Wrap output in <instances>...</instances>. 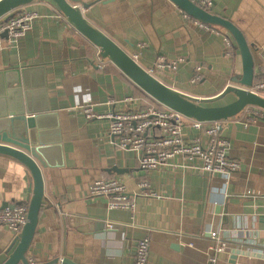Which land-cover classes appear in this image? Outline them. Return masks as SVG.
<instances>
[{"label":"crops","instance_id":"crops-1","mask_svg":"<svg viewBox=\"0 0 264 264\" xmlns=\"http://www.w3.org/2000/svg\"><path fill=\"white\" fill-rule=\"evenodd\" d=\"M78 1L89 3L84 14L90 23L175 89L208 97L241 73L231 37L195 21L170 0ZM208 7L239 25L253 43L255 64L264 74V0H215ZM22 8L38 16L25 35L0 36L5 69L51 58L66 47L77 49L72 51L75 55L82 48L91 57L94 46L52 1L35 0ZM159 57L167 63L183 61L161 69L153 65ZM101 64L104 78L98 84L104 83L103 92L109 97L93 104L95 111L140 107L133 96L136 86L112 63ZM60 103L53 104L57 114L50 110L52 114L39 119L43 139L55 145L49 154L45 151L44 197L27 252L36 264L57 260L59 264L64 258L78 264H134L135 247L144 236L150 237L147 264H210L213 254L214 264H264V125L244 128L239 122L242 114L230 118L225 131L231 143L229 155L240 162L232 175L174 168L145 173L134 150L111 143L108 119L87 120L76 107L62 108ZM113 166L120 173L111 171ZM99 178H127L133 185L146 178L160 195H137L133 209H108L104 197L88 194L90 184ZM29 182L23 164L0 155V209L27 203ZM212 231L237 247L214 252ZM14 238L0 224V263Z\"/></svg>","mask_w":264,"mask_h":264},{"label":"water","instance_id":"water-1","mask_svg":"<svg viewBox=\"0 0 264 264\" xmlns=\"http://www.w3.org/2000/svg\"><path fill=\"white\" fill-rule=\"evenodd\" d=\"M33 1L35 0H0V19L5 18L7 21L15 9ZM49 1L56 5L66 21L94 49L90 57L82 48H78L76 55L72 53L77 50L75 48L66 47L64 51H59V48L51 58L41 57L37 63L0 70V155H7L23 164L30 177L25 224L8 248L7 257L0 264H29L27 252L36 231L44 197L41 167L47 165L45 151L49 154L55 145L53 141L43 139L46 136L39 129V119L52 114L50 110H56L53 104L59 100L61 103L57 106L62 108L106 102L109 96L103 92L104 83L98 84L99 78H104L99 73L101 63H112L161 106L200 122L234 118L247 106L264 109V96L249 89L257 72H260L253 56V43L247 41L239 25L212 13L211 7L206 8L200 0L170 1L195 21L224 30L231 37L241 59V73L236 74L231 83L219 93L208 97H195L166 85L141 66L106 33L89 22L84 14V10L90 7L89 3L78 0ZM214 3L215 0H212V4ZM0 36L6 39L10 37L7 30ZM230 93L234 95L232 101L221 105L213 104ZM110 170L117 173L121 171L116 166ZM15 205L18 204L15 202L10 206ZM57 263L58 260L46 264ZM59 264L78 263L64 258Z\"/></svg>","mask_w":264,"mask_h":264},{"label":"built area","instance_id":"built-area-1","mask_svg":"<svg viewBox=\"0 0 264 264\" xmlns=\"http://www.w3.org/2000/svg\"><path fill=\"white\" fill-rule=\"evenodd\" d=\"M200 3L208 8L212 5V0H200ZM12 13L7 21L5 18L0 19V34L7 30L11 38L25 35L38 16L36 11L22 7ZM226 38L227 45L231 46V41L227 36ZM181 61L183 59L180 58L167 63L159 57L153 65L163 69L173 67L176 62ZM26 63L21 62L20 65ZM4 68L5 61L0 51V70ZM249 89L264 96V80L254 82ZM76 109L87 120L108 119L109 135L113 139L111 143L118 148L134 150L138 167L145 173L174 168L232 175L240 168V162L229 155L231 143L224 134L229 127V118L200 122L165 106L112 110L107 113L95 111L92 105H83ZM240 114L242 120L239 122L244 128L264 125L263 108L247 106ZM187 130L189 134H185ZM88 194L104 197L108 209H133L137 195L145 197L160 195L146 178L138 180L135 185L127 178H99L90 184ZM27 212V203L5 206L0 209V224L6 226L16 237L25 224ZM108 226L112 227V224ZM210 235L213 239L211 249L216 253L229 252L233 247H237L224 239L219 232L212 231ZM149 248V236L138 240L134 252V264H147ZM27 259L29 264H36L33 257L28 256ZM215 260V254L209 256L210 264H214Z\"/></svg>","mask_w":264,"mask_h":264},{"label":"rangeland","instance_id":"rangeland-1","mask_svg":"<svg viewBox=\"0 0 264 264\" xmlns=\"http://www.w3.org/2000/svg\"><path fill=\"white\" fill-rule=\"evenodd\" d=\"M22 7V6H21ZM133 84V83H132ZM134 85V84H133ZM136 86V85H135ZM137 87V86H136ZM135 87V90H136V95H135V97H143V99H139L138 98V100H139V102H140V104H142L141 105V107H143V103L145 104V105H156L157 103L154 101V100H152V98H150V96H148L146 93H144V92H142V90L140 89V88H136ZM232 94V93H231ZM231 94H227V95H225L222 99H220V100H218V101H216V102H214L213 104L214 105H221V104H224V103H228V102H230V101H232L233 99H234V95L233 96H229V95H231ZM143 100V101H142ZM153 103V104H152ZM144 105V106H145ZM141 107H138V108H141Z\"/></svg>","mask_w":264,"mask_h":264},{"label":"trees","instance_id":"trees-1","mask_svg":"<svg viewBox=\"0 0 264 264\" xmlns=\"http://www.w3.org/2000/svg\"><path fill=\"white\" fill-rule=\"evenodd\" d=\"M260 70V69H259ZM263 74V72L260 70V72H257V75L255 76V78H254V82H258V81H260V80H264V74ZM131 82V81H130ZM132 83V82H131ZM143 92V91H142ZM135 95H136V90H135ZM135 95H133L134 97H135ZM136 99H143V97H135ZM151 98V97H150ZM153 100V99H152ZM143 101V100H142ZM155 101V100H154ZM156 102V101H155ZM157 103V102H156ZM153 104V103H152ZM142 105V104H141ZM145 104L143 103V107H141V108H136V109H143V108H147V107H154V108H156V107H160L161 105L159 104V103H157L156 105H145ZM28 204V203H27Z\"/></svg>","mask_w":264,"mask_h":264}]
</instances>
